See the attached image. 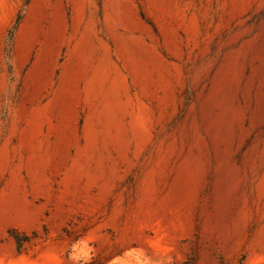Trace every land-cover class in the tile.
Here are the masks:
<instances>
[{"label": "rangeland", "instance_id": "1", "mask_svg": "<svg viewBox=\"0 0 264 264\" xmlns=\"http://www.w3.org/2000/svg\"><path fill=\"white\" fill-rule=\"evenodd\" d=\"M117 258L264 264V0H0V264Z\"/></svg>", "mask_w": 264, "mask_h": 264}, {"label": "trees", "instance_id": "2", "mask_svg": "<svg viewBox=\"0 0 264 264\" xmlns=\"http://www.w3.org/2000/svg\"><path fill=\"white\" fill-rule=\"evenodd\" d=\"M16 238L19 240L18 236ZM80 264H105V262L97 261L96 259H93L90 262H81Z\"/></svg>", "mask_w": 264, "mask_h": 264}, {"label": "clouds", "instance_id": "3", "mask_svg": "<svg viewBox=\"0 0 264 264\" xmlns=\"http://www.w3.org/2000/svg\"><path fill=\"white\" fill-rule=\"evenodd\" d=\"M112 264H120V262H119V258H117L116 260H113V261H112ZM253 264H256V262L253 261Z\"/></svg>", "mask_w": 264, "mask_h": 264}]
</instances>
